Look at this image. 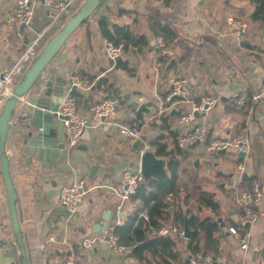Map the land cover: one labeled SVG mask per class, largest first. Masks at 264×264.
<instances>
[{"label": "crops", "instance_id": "obj_1", "mask_svg": "<svg viewBox=\"0 0 264 264\" xmlns=\"http://www.w3.org/2000/svg\"><path fill=\"white\" fill-rule=\"evenodd\" d=\"M46 1L31 0L34 18L31 26L24 28L19 36L12 19L17 0H0V69L10 68L26 44L47 25ZM243 10L250 15L253 4L245 0H172L168 5L160 0H102L97 12L73 33L50 64L48 74L63 77L76 74L85 81H96V85L100 78L107 79L123 97L117 120L139 125L146 139L136 148V141L129 142L117 132L102 129L101 120L88 114L91 104L107 96L95 85L88 92L78 90L84 96L79 108L91 124L86 127L78 146L52 161H36L29 154L26 142L35 123L33 120L27 132L18 130L16 122L26 106L22 101L17 104L6 151L19 194L17 207L21 229L29 243L31 264H62L71 254L78 264H130L113 255L106 244L85 247L83 240L102 233L94 226L103 222L105 215L109 216V223H114L120 213L125 212V220L134 211L135 206L130 201L123 203L122 211H118L121 198L111 187L121 192L124 171L140 165L143 150L156 153L157 141L167 143V151L179 160V188L182 195L186 190L192 195L191 214L202 219L212 217L220 225L215 233L219 241L213 256L215 264H264V24L251 23L243 16V19L238 18ZM102 14L107 15L109 21H105L109 23L127 26L147 36V47L126 52L121 57L128 69L118 67L117 61L107 55V40L101 29ZM151 16L176 29V39L166 44L171 53L163 54L157 47L160 36L151 29ZM231 18L247 24L240 42L229 28ZM245 40L249 43L243 44ZM172 78L185 79L191 97L219 98L215 106L202 115L209 127L210 140L229 136L243 125L248 127L252 152L246 159L233 151H221L212 156L200 155L191 149H183L185 154L178 152L177 137L183 133L179 116L190 104L167 110L169 105L164 100ZM242 91L258 95L253 99L254 105L247 109V115L232 109L231 98ZM37 93V89L33 90L24 99H35ZM140 97L151 102L146 104L149 113L139 112L131 102L138 103ZM84 98H88L87 103ZM157 156L166 159L167 168L170 158ZM239 166L245 167L242 176L237 173ZM79 177L86 180L90 191L79 211L70 215L60 204L59 196L63 186ZM248 177L255 178L253 181L259 184L263 196L256 206L259 220L252 226L254 247L243 250L228 229L242 209L237 201L241 194L238 187ZM201 192L211 193L219 202L218 214L198 203ZM182 206L187 214L186 205L182 203ZM173 235L186 262L191 253V238L180 233ZM0 238L7 241V245L0 247V264H21L1 172ZM205 242L202 239L201 244L204 246ZM37 244L45 245L46 252L36 248Z\"/></svg>", "mask_w": 264, "mask_h": 264}, {"label": "built area", "instance_id": "obj_2", "mask_svg": "<svg viewBox=\"0 0 264 264\" xmlns=\"http://www.w3.org/2000/svg\"><path fill=\"white\" fill-rule=\"evenodd\" d=\"M160 1L164 2V0ZM80 2L81 0L46 1L47 25L26 44L23 52L10 68L0 69V110L5 100L12 93L15 83L19 80L31 60L37 56L45 40L49 38L54 30L64 25L67 19L74 13ZM33 18L34 7L31 0H17L12 19L19 36H22L24 28L31 26ZM228 24L237 41H242L247 28L246 22L241 19L231 18ZM157 47L161 49L163 54L171 53V49L166 45L162 37L158 38ZM106 52L112 60H116L118 57H122L125 54L122 45L115 46L109 41H106ZM69 79L71 81L70 87L64 93V101L57 111L59 115L67 117L64 119V129L67 133L65 138L66 153H69L78 146L80 138L89 123V118L82 114L76 98L72 96V86H75L76 90L88 92L96 85V81H85L76 74H71ZM257 98L258 95L252 96L254 100ZM231 99L236 109L241 110L247 106L250 95L247 91H242L234 95ZM218 100L219 98L210 95H202L199 98L191 97L187 91V82L185 79H170L169 92L164 100L165 103L169 105L167 110L175 106L182 107L186 106L185 104H190L189 108L185 110L182 109L183 111H181L179 116V122L183 127V133L178 135L177 144L180 148L194 150L200 155L206 154L212 156L221 151H233L236 154L245 152L246 159L252 152V140L247 126L242 127L229 136L218 137L213 140L209 139V127L207 121L202 119V115H206L208 110L214 107ZM20 101L24 102L26 109L18 118L16 126L21 132H27L33 122V111L36 107V100L34 98L24 99V97H22ZM141 103L147 105L151 104L150 101L140 97L138 104ZM119 112L120 100L108 96L91 104L88 110L90 116L97 117L101 120L99 124L103 130L117 132L123 139L129 142H135L140 139L143 133L139 125L124 124L118 121L117 116ZM196 112H198L199 115H196ZM40 129H42V127H40ZM143 152L144 150L141 154ZM237 173L239 176H242L245 173V167L239 166L237 168ZM123 180L124 187L121 192L111 187L112 191L121 198L118 211H122L123 203L129 201L131 196L136 193L140 183L145 181L141 170V164L136 167H128L123 173ZM89 191L90 188L86 180L79 177L71 184L63 186L59 196L60 204L67 209L70 215H74L79 211L81 203ZM262 196L259 184L256 183L251 191H244L237 197L242 211L236 219V224L229 226L228 230L231 235L238 239L240 247L243 250H250L254 247L252 226L259 220L256 206L261 203ZM167 201L175 202V199L172 195H169ZM140 214L148 219L146 210H143ZM123 223L124 220L119 217L114 223L108 222L101 234L92 238H85L83 240V245L89 247L94 243H104L113 255L122 257L130 264H141V262L133 256L132 247L123 244L119 236L114 232L115 226L122 225ZM172 232L184 234V230L179 231L176 226H164L158 230V233L161 235H167ZM35 246L40 249L42 253H45L47 250L46 246L43 244H37ZM189 262L190 264H215V260L211 254H204L201 251H191ZM62 264H78V262L71 254L66 256Z\"/></svg>", "mask_w": 264, "mask_h": 264}, {"label": "trees", "instance_id": "obj_3", "mask_svg": "<svg viewBox=\"0 0 264 264\" xmlns=\"http://www.w3.org/2000/svg\"><path fill=\"white\" fill-rule=\"evenodd\" d=\"M164 1L168 5L172 0ZM245 1L253 4V11L248 15L243 10V12L238 13V18H242L243 16L251 23L264 24V0ZM150 26L154 34L162 37L167 45H170L177 37V32L174 27L170 24L163 23L154 16L150 17ZM101 29L105 39L112 42L115 46L122 45L125 53L132 50L141 51L149 44L146 35L135 33L127 26L102 20ZM57 30H54L49 37ZM48 39L45 40L44 44ZM117 66L129 68L123 60L117 61ZM96 86L97 89L106 92L108 97L118 98L120 105L123 103V97L118 93L116 88L107 83V79L100 78ZM249 95L250 100L245 108L238 110L232 104V109L235 112L247 115V109L254 105L253 95L251 93ZM72 96L76 98L78 105L82 103L84 96L81 92L73 90ZM155 146L157 149L156 155L170 158L168 166L167 168L155 167L153 169L152 179L148 182L143 181L140 183L136 193L129 200L135 206L134 211L125 218L122 225L115 226L114 232L119 236L123 244L132 247L133 256L141 264H187L177 249L176 240L173 235L175 233L172 232L167 235L158 233V230L164 226H176L179 231H183L185 212L183 211L182 203H184L188 209L187 216H189L190 227L193 228L190 239L191 251H201L204 254L214 256L219 246V241L215 236V233L220 229L218 221L212 217L202 219L199 216L191 214L192 207L190 199L192 195L188 190L182 195L181 189L179 188V160L170 151H167V143L157 141L155 142ZM178 152L185 154L183 148L180 147H178ZM254 179V177H248L242 180L241 185L239 184L238 187L239 194L244 191H251L256 184L253 181ZM169 195L173 196L175 202L167 201ZM197 201L200 205L212 209L216 214L220 212V204L214 199L211 193H199ZM143 210H146L148 219L140 214ZM234 224L236 222H232L231 225ZM202 239L206 241L204 246L201 244Z\"/></svg>", "mask_w": 264, "mask_h": 264}, {"label": "water", "instance_id": "obj_4", "mask_svg": "<svg viewBox=\"0 0 264 264\" xmlns=\"http://www.w3.org/2000/svg\"><path fill=\"white\" fill-rule=\"evenodd\" d=\"M102 0H84L76 10L59 28L46 43L42 46L37 56L31 60L22 76L15 83L12 93L5 100L0 112V172L6 189L7 204L9 208L12 231L15 237V244L19 249V261L21 264H31L29 243L21 229L20 214L17 203L19 194L15 186L11 173L10 159L6 151V142L11 127V119L15 108L20 99L26 94L38 90L35 97L36 107L33 111V120L35 127L29 131L26 142L28 143V152L34 156L36 161H52L60 157L65 152V138L67 133L64 129V119L67 117L57 113L60 105L64 101V93L70 87L69 77L48 74V68L57 55L61 52L73 33L91 16H93ZM102 20H108L107 15H101ZM112 22V21H110ZM243 44L249 43L247 40ZM121 60L118 57L116 61ZM76 90L75 86H72ZM88 98H84L87 103ZM139 112H150V108L145 104H138L131 100ZM196 115H199L196 112ZM91 124L88 123V126ZM42 127V129H40ZM54 133V134H53ZM145 136H142L135 142V147L143 144ZM240 158H245V152L238 153ZM141 170L145 182L153 177L155 167L165 168L167 161L165 158L158 157L153 150L146 149L140 158ZM109 214V212H108ZM125 212L119 214V218H124ZM109 216H104V221L95 224L97 231H104L108 224ZM193 230L189 224V217L185 213L184 235L191 238ZM7 245V241L0 238V247ZM189 262V258H186Z\"/></svg>", "mask_w": 264, "mask_h": 264}, {"label": "rangeland", "instance_id": "obj_5", "mask_svg": "<svg viewBox=\"0 0 264 264\" xmlns=\"http://www.w3.org/2000/svg\"><path fill=\"white\" fill-rule=\"evenodd\" d=\"M83 1H84V0H83ZM83 1L81 0V2H83ZM81 2H80V3H81ZM80 5H81V4H80ZM80 5H78V6L76 7V10H78V8H79ZM76 10H75V11H76ZM75 11H74V12H75ZM98 13H99V12H98ZM21 76H22V75H21ZM21 76H20V77H21ZM0 112H1V110H0Z\"/></svg>", "mask_w": 264, "mask_h": 264}]
</instances>
